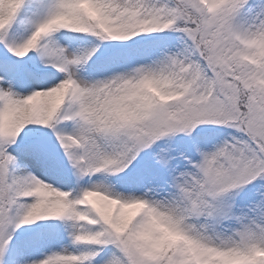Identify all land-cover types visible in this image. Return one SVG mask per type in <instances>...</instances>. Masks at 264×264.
Listing matches in <instances>:
<instances>
[{
	"label": "snow or ice",
	"instance_id": "obj_1",
	"mask_svg": "<svg viewBox=\"0 0 264 264\" xmlns=\"http://www.w3.org/2000/svg\"><path fill=\"white\" fill-rule=\"evenodd\" d=\"M0 264H264V0H0Z\"/></svg>",
	"mask_w": 264,
	"mask_h": 264
}]
</instances>
